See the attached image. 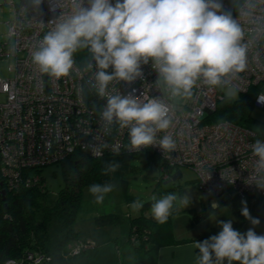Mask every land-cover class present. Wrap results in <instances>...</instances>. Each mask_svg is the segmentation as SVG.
Returning a JSON list of instances; mask_svg holds the SVG:
<instances>
[{
    "label": "built area",
    "instance_id": "built-area-1",
    "mask_svg": "<svg viewBox=\"0 0 264 264\" xmlns=\"http://www.w3.org/2000/svg\"><path fill=\"white\" fill-rule=\"evenodd\" d=\"M222 2L241 26L244 36L240 43L247 49V68L231 78L230 85L209 89L198 82L190 99L177 102L163 83H155L157 73L150 61L142 65L143 76L131 84L113 81L108 86L111 94L136 89V96L162 98L170 106L172 125L167 133H158L157 139L170 134L176 147L165 152L158 146L132 149L128 129H120L115 123L106 131L100 114L107 101L90 86L96 71L95 67H85L90 57L82 65L75 63L73 72L60 79L40 72L32 62L31 53L41 38L62 14H69V8L52 12L49 0H44L41 10H36L31 1L13 3L5 38L0 40V59L9 61V77H0V174L7 187L18 188L23 181L33 185L37 177L23 179L25 171L58 164L74 151L95 158L147 149L156 153L165 167L192 169L197 176L195 184L211 196H249L251 201L264 197V188L250 178L255 160L250 144L257 138L252 129L227 120L205 122L227 86L241 93L258 87L254 106L264 107L257 103L259 92L264 90V0H241L235 10ZM93 147L102 155H93ZM171 174L167 172L164 178L169 179ZM93 245L88 241L69 251L79 255ZM28 259L38 264L43 257L34 258L29 253ZM6 264L17 263L9 260Z\"/></svg>",
    "mask_w": 264,
    "mask_h": 264
},
{
    "label": "clouds",
    "instance_id": "clouds-1",
    "mask_svg": "<svg viewBox=\"0 0 264 264\" xmlns=\"http://www.w3.org/2000/svg\"><path fill=\"white\" fill-rule=\"evenodd\" d=\"M43 2L31 0L36 10H41ZM65 7L69 14H62L44 34L31 53L32 62L40 72L60 79L73 72L74 54L86 49L90 59L85 67L96 69L90 86L107 101L100 114L105 129L114 123L128 129L132 149H175L170 134L157 139L158 133H167L172 125L171 108L162 98L136 96V89L111 94V82L131 84L143 76L142 65L151 61L157 85L163 83L173 98L190 99L198 82L209 89L223 87L247 68V49L240 43L244 33L222 0H115L114 4L112 0H87V4L85 0H49L52 12ZM235 95V88L226 92L229 98ZM257 103L264 104V90ZM252 134L257 138L250 144L255 158L250 178L264 188V139L260 138L264 132L256 128ZM93 155L102 152L93 147ZM120 166L118 161H109L102 174L115 173ZM114 187L105 182L92 184L88 190L102 203ZM152 199V215L159 224L168 221L174 202L184 207L190 204L187 195L175 193ZM241 204L243 217L258 226L260 220L250 215L247 202ZM142 207L139 200L132 203L135 211ZM218 223V234L194 241L196 264H264V235H258L254 227L241 233L231 219Z\"/></svg>",
    "mask_w": 264,
    "mask_h": 264
},
{
    "label": "trees",
    "instance_id": "trees-1",
    "mask_svg": "<svg viewBox=\"0 0 264 264\" xmlns=\"http://www.w3.org/2000/svg\"><path fill=\"white\" fill-rule=\"evenodd\" d=\"M222 1L228 3L233 10L237 9L241 3V0ZM89 57L90 54L85 49L75 53L73 58L79 66L85 63ZM258 90V87H251L247 92H239V96L231 98L226 96L222 90L223 96L217 101L213 113L206 116L205 122L227 120V122L247 126L248 122L252 120L251 112L255 107L254 95ZM145 154H149L153 158L160 168L162 176H165L167 172H175L171 167H165L162 159L156 153L147 149L137 153H108L95 158L84 152L74 151L65 160L55 164V166L61 167V178H63V184L58 189L55 200L48 198L46 185L39 179L41 168L24 172L23 179L37 177L36 183L27 185L23 181L18 188L13 187L12 189L7 187L6 180H3L0 174V191L5 190L4 192H6L4 197L0 192V264H6L9 260H14L17 264H37L34 260L28 259L29 253H32L34 258L42 256L43 260L40 263L72 264L77 256L87 250H83L79 255H71L69 251L75 246L87 243L74 230L83 188L92 184L110 182L114 176H120L130 169L128 162ZM109 161H118L121 166L115 173L103 175L102 169ZM175 169L179 170V168ZM30 172L33 173L29 174ZM162 179L166 180L164 177ZM121 184L126 193L127 181L121 180ZM226 199L233 203L236 213L242 220L241 225H243L241 201H246L247 208L254 210L256 218L260 220V226L264 230V197H256L251 201L249 196L242 197L231 194L227 195ZM151 205L152 202L144 203L140 211L146 210ZM209 211V208L203 209L195 214V219L205 218ZM125 218L122 214L115 212L99 214L94 218V225L98 228L118 227L128 219L129 233L126 235L127 237L125 239L116 237L114 242L122 248L124 243L130 245L129 249L134 256L133 264H157L158 251L162 246H172L187 241L176 239L170 216L164 224H159L155 219L147 217L143 213L135 218H130V215ZM52 223H55L59 230L58 242L53 249H50L47 242L49 226ZM213 235L202 236L200 239L205 240Z\"/></svg>",
    "mask_w": 264,
    "mask_h": 264
},
{
    "label": "rangeland",
    "instance_id": "rangeland-1",
    "mask_svg": "<svg viewBox=\"0 0 264 264\" xmlns=\"http://www.w3.org/2000/svg\"><path fill=\"white\" fill-rule=\"evenodd\" d=\"M9 0H0V40L5 38L7 32V27L5 25L6 19L9 18L8 7ZM9 66V61L0 59V77H9V72L6 68ZM233 88L227 86L223 89V92ZM236 90V89H235ZM236 96H239L238 90H236ZM177 102H184L185 99L181 97H175ZM251 118L247 124L252 131L259 128L264 132V107L257 108L253 107L251 112ZM264 136V134H262ZM129 163L130 169L123 172L120 176H114L110 181L115 185L113 190L106 194L105 199L102 203H97L95 198L89 192V186L83 188L82 200L78 209V218L75 223L74 230L78 232L79 236L83 237L87 242L95 243L98 240H106V238H113L114 228H105L112 230H102L109 232H100L99 238H95V241L90 237L91 230L94 233L95 225L94 218L99 214H105L110 212H115L122 214V216L127 218H135L143 213L147 217L153 218L151 207L146 208V210L138 211L133 210L132 203L134 201H141L142 204L146 202H155L152 197L155 196L156 199L169 194L175 193L179 196L187 195L190 198V204L187 207L174 202L172 209L171 223L173 226L174 234L177 237H185L194 235L191 232H199L205 235H216L221 231L218 221H228L231 219L233 228L240 231L241 233L246 232L249 228H253L258 235H264V230H262L260 224L258 226H253L249 220L243 217V225H241L240 216L236 213L233 203L227 200V195L222 194L218 197H211L209 194L199 188L195 184L197 178L196 173L188 167L179 168L182 176L176 181H171L166 183L167 180L162 179V173L158 165L154 162L153 158L149 154L142 155L138 158H133ZM39 179L42 180L46 185V190L48 192V198L50 200H55L57 198L58 189L61 188L63 184V178H61V167L55 165H48L41 168ZM176 172L177 170L174 169ZM175 172H171L170 180ZM33 172H30L31 174ZM39 173V171H38ZM121 180L127 181V192L123 190ZM127 194V195H126ZM209 208V214L202 219H195V214L201 212L203 209ZM250 215L256 218V214L252 208H248ZM125 218V219H126ZM154 219V218H153ZM129 220L126 219L121 225L118 226L120 229L121 238H126L129 230ZM49 229V239L48 247L53 249L58 242V230L59 228L55 223H52ZM97 228V227H96ZM105 233V234H104ZM111 233V234H110ZM130 245L124 243L123 249H129ZM92 249V248H91ZM122 249V246H121ZM90 249L86 250L88 252ZM127 251V250H126ZM85 252V253H86ZM127 253L122 251V259L126 258ZM126 260V259H124ZM46 264V263H40Z\"/></svg>",
    "mask_w": 264,
    "mask_h": 264
},
{
    "label": "crops",
    "instance_id": "crops-1",
    "mask_svg": "<svg viewBox=\"0 0 264 264\" xmlns=\"http://www.w3.org/2000/svg\"><path fill=\"white\" fill-rule=\"evenodd\" d=\"M23 0H9L8 9L9 18L4 20L5 25L7 27V22L12 17V4H18ZM31 1V0H26ZM115 2V0H112ZM114 228L113 238H106V240H98L95 243V246L90 249L88 252H84L76 257V259L72 262V264H133L134 256L130 249H121L116 242H114V238H121L120 229L116 226H107L102 228H96L94 233L91 230L90 236L94 241L95 238H99L100 232H109L112 229L105 228ZM109 230V231H102ZM129 231V230H128ZM129 233V232H128ZM175 233V232H174ZM173 233V234H174ZM194 235H188L185 237H176L178 240H187L184 243H177L174 245L162 246L158 251L157 264H196V254L198 249L193 247L194 241H203L200 238L202 236H206L205 234L199 232H191ZM105 234V233H104ZM111 234V233H110ZM128 235V234H127ZM83 238V237H81ZM84 239V238H83ZM124 239V238H123ZM127 250V251H126ZM122 251L127 253L126 258L122 259ZM126 259V260H124Z\"/></svg>",
    "mask_w": 264,
    "mask_h": 264
},
{
    "label": "water",
    "instance_id": "water-1",
    "mask_svg": "<svg viewBox=\"0 0 264 264\" xmlns=\"http://www.w3.org/2000/svg\"><path fill=\"white\" fill-rule=\"evenodd\" d=\"M181 176H182V175H181L180 171L177 170V171L175 172V175H173V177H172L170 180H167L166 183H169V182H171V181H176V180L179 179ZM4 191H5V190L0 191L3 197H4V195L6 194V192H4Z\"/></svg>",
    "mask_w": 264,
    "mask_h": 264
}]
</instances>
